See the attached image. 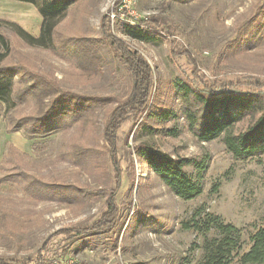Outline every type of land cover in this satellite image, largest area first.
<instances>
[{
	"label": "rangeland",
	"instance_id": "374dc122",
	"mask_svg": "<svg viewBox=\"0 0 264 264\" xmlns=\"http://www.w3.org/2000/svg\"><path fill=\"white\" fill-rule=\"evenodd\" d=\"M115 0H79L59 24L76 33L81 30L99 41L102 63L96 74H83L67 56L32 47L3 28L15 49L13 60L26 69L53 80L58 87L88 97L109 98L95 106V119H60L56 129L45 136L8 132L0 118V257L34 259L42 242L52 233L42 257L49 264H195L202 237L184 229L182 221L204 204L240 230L242 250L249 237L264 225V171L254 159H234L221 138L197 141L182 117L163 123L147 110L127 116L117 131L116 160L121 183L116 196L118 217L107 231L83 236H65L63 228L86 227L105 211V197L114 183L110 151L102 139V127L117 104L130 90V75L116 48L104 37L101 17L110 12ZM129 20L157 16L169 35L154 43L131 39L122 31L123 21H111L116 38L137 50L152 69L155 111H177L174 80L199 86L231 85L264 95V29L262 38H250L264 25V0H129ZM0 19L14 21L36 36L41 17L28 3L0 0ZM251 25L252 34H248ZM259 30V29H258ZM186 52L182 54V52ZM28 98L16 108L32 109ZM247 121L236 129H243ZM176 129L172 136L162 130ZM144 143L174 156L189 158L184 170L196 176L195 162L207 160L203 191L192 200L172 194L136 153ZM93 148V159L77 166L62 152L73 146ZM26 173L30 178L72 182L88 190L86 203L68 205L56 199L31 197L22 181L5 175ZM211 230L209 235H215ZM228 264H240L234 257Z\"/></svg>",
	"mask_w": 264,
	"mask_h": 264
},
{
	"label": "trees",
	"instance_id": "16d2710c",
	"mask_svg": "<svg viewBox=\"0 0 264 264\" xmlns=\"http://www.w3.org/2000/svg\"><path fill=\"white\" fill-rule=\"evenodd\" d=\"M31 4L41 17L36 36L26 31L14 21L0 19V118L4 119L6 131H21L26 136L42 137L52 133L60 119L81 121L82 125L95 119V106L107 101V97H88L58 87L55 82L37 71L26 69L13 60L16 55L9 37L2 32H11L32 47H40L55 55L67 56L83 74L99 72L102 58L99 55V41L81 30L76 33L60 28L68 10L79 0H15ZM122 0H115L112 9L117 11ZM109 13V11H108ZM101 17L100 27L104 37L112 44L127 67L130 75V90L125 100L117 104L102 127V139L110 151V161L114 170V183L105 197V211L99 220L86 227L61 229L65 236H83L90 232H103L113 227L118 208L116 196L121 183V171L116 160L115 140L122 121L129 115H138L147 110L153 118L163 123L169 119L182 117L192 136L200 142H210L221 138L227 151L234 159H254L264 171V95L254 90H240L231 85L211 87L199 86L188 81L174 80V88L179 103L177 111H155L154 97L149 104L153 88L152 69L146 59L124 41L112 33L109 14ZM264 22V20H262ZM250 36L254 41L262 38L258 25ZM251 25L248 34H252ZM122 31L131 39L154 43L169 35L168 29L157 16L138 19L133 23L124 21ZM186 52H182L185 54ZM32 100V109L23 113L16 107ZM247 121L243 129H236ZM164 132L177 135L176 129L162 127ZM93 148L73 146L62 152L75 165L86 166L93 159ZM136 153L156 174L169 191L183 200H192L203 191V171L207 160L195 162L196 176L189 175L185 166L191 164L189 158L174 156L159 147L144 143L136 148ZM9 180L22 181L23 189L31 197H49L68 205L86 203L90 197L87 189L72 182H59L30 178L26 173L16 172L5 175ZM184 229H192L202 237L200 256L195 264H228L237 257L240 264H264V225L249 237V247L242 250L240 230L225 222L220 215L207 211L204 204L195 207L188 219L182 221ZM211 230L215 235L210 236ZM57 232V231H56ZM38 249L34 259H6L0 257V264H49L52 260L42 257L50 237ZM191 263L188 261L187 264Z\"/></svg>",
	"mask_w": 264,
	"mask_h": 264
},
{
	"label": "built area",
	"instance_id": "2783aa9c",
	"mask_svg": "<svg viewBox=\"0 0 264 264\" xmlns=\"http://www.w3.org/2000/svg\"><path fill=\"white\" fill-rule=\"evenodd\" d=\"M129 0H122L121 4L118 6L117 11L111 9V11L108 13L111 21L113 20H122L129 21L130 23H133V21L129 18L127 14H130L129 8H128V2Z\"/></svg>",
	"mask_w": 264,
	"mask_h": 264
}]
</instances>
